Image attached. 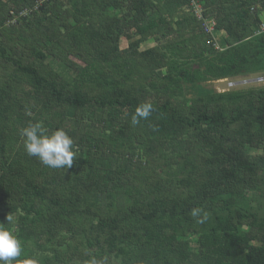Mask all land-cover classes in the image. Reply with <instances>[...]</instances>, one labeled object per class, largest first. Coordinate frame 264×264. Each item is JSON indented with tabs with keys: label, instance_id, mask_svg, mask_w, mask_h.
<instances>
[{
	"label": "trees",
	"instance_id": "16d2710c",
	"mask_svg": "<svg viewBox=\"0 0 264 264\" xmlns=\"http://www.w3.org/2000/svg\"><path fill=\"white\" fill-rule=\"evenodd\" d=\"M257 75L264 0H0V223L12 215L22 242L13 264H264ZM36 122L73 138L70 168L27 153Z\"/></svg>",
	"mask_w": 264,
	"mask_h": 264
},
{
	"label": "clouds",
	"instance_id": "9594fccd",
	"mask_svg": "<svg viewBox=\"0 0 264 264\" xmlns=\"http://www.w3.org/2000/svg\"><path fill=\"white\" fill-rule=\"evenodd\" d=\"M264 79L263 77L260 78ZM152 105L145 103L139 106L132 118V123L138 124L140 119H147L152 112ZM46 130L41 123H30L22 131L25 137L24 146L30 156L38 157L40 162L50 168H70L73 164L75 152L72 150L74 145L73 138L63 129H59L50 135L45 134ZM202 210L193 209V217L199 216ZM208 218V214H203V222ZM7 224L0 223V264H13L23 251L21 240L6 225L13 222V216L6 217ZM24 264H35L33 260H25ZM88 264H101L93 258Z\"/></svg>",
	"mask_w": 264,
	"mask_h": 264
},
{
	"label": "rangeland",
	"instance_id": "374dc122",
	"mask_svg": "<svg viewBox=\"0 0 264 264\" xmlns=\"http://www.w3.org/2000/svg\"><path fill=\"white\" fill-rule=\"evenodd\" d=\"M128 44H129L128 40L123 39L121 41V48L122 49L127 48ZM150 45H152V43L143 44V48L150 46ZM55 68L56 70L61 71L59 67H55ZM257 76H255L254 79L262 78V77H259L260 75L258 77ZM254 79L248 82L239 81V83L238 82L231 83V82H228V80H219V81L212 82L210 85H208V87L215 89L217 92H224L232 88L243 87V86H248L252 84H258L259 82H257V80H254ZM260 83H264V79H261Z\"/></svg>",
	"mask_w": 264,
	"mask_h": 264
},
{
	"label": "built area",
	"instance_id": "2783aa9c",
	"mask_svg": "<svg viewBox=\"0 0 264 264\" xmlns=\"http://www.w3.org/2000/svg\"><path fill=\"white\" fill-rule=\"evenodd\" d=\"M208 31L211 32V33L214 31V24H211V26L209 27V30Z\"/></svg>",
	"mask_w": 264,
	"mask_h": 264
}]
</instances>
